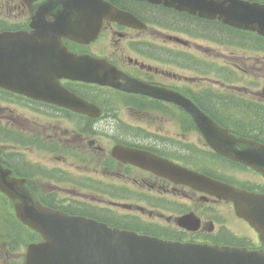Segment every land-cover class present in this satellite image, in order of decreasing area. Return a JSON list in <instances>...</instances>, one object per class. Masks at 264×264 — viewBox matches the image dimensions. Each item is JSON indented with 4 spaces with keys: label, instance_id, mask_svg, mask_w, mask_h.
<instances>
[{
    "label": "flooded vegetation",
    "instance_id": "af4514ba",
    "mask_svg": "<svg viewBox=\"0 0 264 264\" xmlns=\"http://www.w3.org/2000/svg\"><path fill=\"white\" fill-rule=\"evenodd\" d=\"M102 1L125 17L114 18L113 12L96 0L62 3L71 14H78V25L84 31L94 32L99 25V33L90 44L81 46L63 40L70 50L74 45L81 49L79 54L104 60L132 81L187 98L221 129L264 144V36L224 24L217 16L202 18L148 0ZM207 1L222 8L232 7L228 6L231 0ZM238 1L264 5V0ZM42 2L0 0V33L31 35V9L42 6ZM46 21L52 22V17L47 16ZM42 45L36 43L35 48ZM119 82L125 86V80ZM58 83L98 111L92 115L79 113L35 97L43 90L48 94L46 90L50 89L42 79L31 85L30 97L0 89V165L25 179L26 187L40 195L45 206L103 221L107 209L113 208L109 196L124 200L135 194L142 206L127 210H132L128 215L138 226L178 233L185 236L184 241L262 250L258 234L235 215L231 203L204 197L112 155L115 147L122 146L192 169H200L204 161L206 174L238 188L264 193L260 174L220 156L205 144L186 108L175 101L124 94L96 84L66 79ZM106 95H112L113 101L122 97L143 100L134 104L135 108H124L145 112L147 122L132 125L119 121L116 114L120 109L107 105L111 101ZM153 114L174 121V130L148 121ZM30 151L38 154L35 163L27 160ZM230 166L233 171L227 176L233 179L216 173ZM85 192L98 195L101 204H91L92 197ZM218 207L223 212L220 217ZM187 213L199 218L198 231H185L175 224L176 218ZM25 230L16 219L0 218V264H25Z\"/></svg>",
    "mask_w": 264,
    "mask_h": 264
},
{
    "label": "water",
    "instance_id": "95a60500",
    "mask_svg": "<svg viewBox=\"0 0 264 264\" xmlns=\"http://www.w3.org/2000/svg\"><path fill=\"white\" fill-rule=\"evenodd\" d=\"M151 1L166 5L176 4L167 0ZM196 3L207 6L203 1ZM249 8L250 10L231 15L230 19H223H228L235 25L251 24L264 30V8L256 6ZM61 11V7L53 4L41 9L36 19L34 18L36 30L29 37L30 45L35 48L36 43L42 38L41 29L45 26V15L47 13L54 15ZM197 11L201 15H207L201 8ZM38 36L41 38L39 39ZM9 41L4 40L3 46ZM8 51L15 53L16 49L13 47ZM66 59L70 62L64 69L65 73L74 77L88 75L82 69V58L70 55ZM5 61L3 52H0V67L4 66ZM59 74L64 73L60 71ZM157 96L163 97L160 94ZM191 114L212 149L251 166L264 175L263 145L228 135L225 131L217 129L196 109H193ZM142 157L136 159V164L143 168L160 170L161 174L172 179H181L183 183L198 190L232 201L237 215L260 232L264 244V195L238 190L203 175L163 164L165 162L155 165L151 161L157 159L152 156L145 160ZM23 183V180L10 178L7 170L0 169V191L15 202L14 211L17 218L40 233L44 239L42 243L28 249L27 264H264L262 252L164 241L155 237L137 235L132 231L112 229L103 223L82 217H69L34 201L25 190ZM189 218L179 219V225L190 227L186 223Z\"/></svg>",
    "mask_w": 264,
    "mask_h": 264
},
{
    "label": "rangeland",
    "instance_id": "374dc122",
    "mask_svg": "<svg viewBox=\"0 0 264 264\" xmlns=\"http://www.w3.org/2000/svg\"><path fill=\"white\" fill-rule=\"evenodd\" d=\"M238 85H241V83H238ZM238 87H241V86H238ZM116 116H117V119L119 121H121L123 123H127V124H132V125L136 124L138 122H142V123H146L147 122L146 117H145V116H147V114L145 112H142V113L140 111H132V112H130L129 109H127V108L120 109L118 111V113L116 114ZM153 116L154 117H147L148 121L157 122V123L158 122L159 123H163V124L166 125V129H168L170 131L174 130L175 124H176L174 121L170 120L166 116H163V118H161V117H159V116H157L155 114H153ZM190 133H191V131L187 132V134H190ZM37 159H38V154H36L35 152H32V151L28 152V158H27L28 161H30L31 163L32 162L35 163ZM230 171H233V170L220 168L219 171H217L216 173H218L219 175H222L224 177H227V178L229 177L230 179H233L232 177L227 176ZM51 184L52 185H56L55 183H51ZM63 185H65V184H60L59 186H63ZM68 187L70 189H72V186H68ZM85 193H87V192H85ZM88 194H90L89 196L92 197V200H89V202L91 204H101L98 201V200H100L98 195H94L93 193H87L86 195H88ZM122 195H124V194H122ZM62 196H71V194L70 195H65L64 194ZM72 196H75V195H72ZM127 196H128V199H124V200L119 198V197L117 199L109 197V198H112V200H109L110 202L115 203V204H120L119 207L112 208V210H114L115 212H117L119 214H127V209H124L123 206H122L123 203L128 204L130 206V209H134L135 205L136 206H142V203H140V202H138L136 200L137 195L134 194V195H127ZM75 198H78V197L75 196ZM133 198H134V200H132ZM101 200H105V196H101ZM190 204H193V202H190ZM196 205H197V203H196ZM198 207H199V205L195 207V210ZM218 210L221 212L222 208L218 207ZM161 212L163 214H165V215H168L167 212H164V211H161Z\"/></svg>",
    "mask_w": 264,
    "mask_h": 264
}]
</instances>
